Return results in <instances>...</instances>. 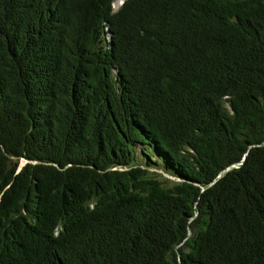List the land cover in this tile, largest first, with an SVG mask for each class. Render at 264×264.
<instances>
[{"label":"trees","instance_id":"16d2710c","mask_svg":"<svg viewBox=\"0 0 264 264\" xmlns=\"http://www.w3.org/2000/svg\"><path fill=\"white\" fill-rule=\"evenodd\" d=\"M114 1L0 0V264H264V0Z\"/></svg>","mask_w":264,"mask_h":264},{"label":"rangeland","instance_id":"374dc122","mask_svg":"<svg viewBox=\"0 0 264 264\" xmlns=\"http://www.w3.org/2000/svg\"><path fill=\"white\" fill-rule=\"evenodd\" d=\"M122 2H123V0H115L114 3H113V9L116 10L121 5ZM137 159H138L139 163H143L142 159H140V158H137ZM150 172L157 173L158 174L157 175L158 178L159 177H166V178H170V179L174 180L172 177L164 174L161 170L155 169L154 166H151Z\"/></svg>","mask_w":264,"mask_h":264},{"label":"water","instance_id":"95a60500","mask_svg":"<svg viewBox=\"0 0 264 264\" xmlns=\"http://www.w3.org/2000/svg\"><path fill=\"white\" fill-rule=\"evenodd\" d=\"M222 174H223V173H222ZM222 174H221V175H222Z\"/></svg>","mask_w":264,"mask_h":264}]
</instances>
